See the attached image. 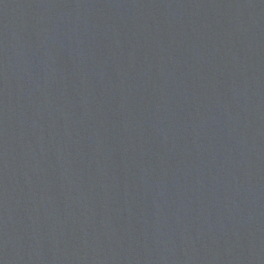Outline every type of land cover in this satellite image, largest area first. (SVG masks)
Masks as SVG:
<instances>
[{"label": "water", "instance_id": "1", "mask_svg": "<svg viewBox=\"0 0 264 264\" xmlns=\"http://www.w3.org/2000/svg\"><path fill=\"white\" fill-rule=\"evenodd\" d=\"M0 264H264V0H0Z\"/></svg>", "mask_w": 264, "mask_h": 264}]
</instances>
